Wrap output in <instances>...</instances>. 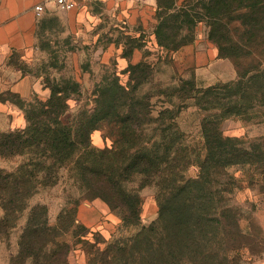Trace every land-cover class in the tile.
<instances>
[{"label":"rangeland","instance_id":"374dc122","mask_svg":"<svg viewBox=\"0 0 264 264\" xmlns=\"http://www.w3.org/2000/svg\"><path fill=\"white\" fill-rule=\"evenodd\" d=\"M176 2L168 20L180 25L174 30V42H186L176 49L158 43L156 28L163 11L152 0H83L70 11L47 12L40 19L35 46L23 52L25 58L18 54L15 62L39 78L49 93L47 84L68 90L65 122L95 109L106 98L103 93L110 96L118 82L125 84L134 100L150 103L151 112L145 117H153L154 122L146 127L145 140L151 141L149 146L159 145L160 151L172 145L184 180L197 177L204 160L206 165L212 163L211 151L227 149L215 147V132L229 140V146L249 151L234 164L224 162L226 154H218L217 168L205 170L203 178L211 185L214 199L225 197L236 209L244 232L260 245L256 252H242L241 263L264 264V0H247L257 4L244 2L219 16L207 9L210 0ZM194 41L196 47L187 48ZM196 48L207 49L210 55ZM139 63L133 71L132 66ZM232 82L218 91L209 89ZM114 132V126L100 123L92 132L93 146L116 150L120 132ZM0 157V168L7 170L16 169L23 160ZM76 158L60 168L57 183L40 187L30 204H45L52 224L61 211L79 204L77 223L82 226L72 228L62 239L72 245L69 264H89L94 232L107 239L137 233L158 217V186L173 177L136 175L124 184L142 202L140 224L128 226L117 210L89 197L80 182ZM145 179L151 182L143 185ZM29 210L20 213L8 234L0 236V264H12L18 253ZM83 225L90 228L88 238L81 234L86 231Z\"/></svg>","mask_w":264,"mask_h":264},{"label":"trees","instance_id":"16d2710c","mask_svg":"<svg viewBox=\"0 0 264 264\" xmlns=\"http://www.w3.org/2000/svg\"><path fill=\"white\" fill-rule=\"evenodd\" d=\"M157 1L163 11L156 28L158 43L164 48L176 49L186 43L174 42V30L180 25L178 21L168 20V11L177 2ZM244 2L247 0H210L206 7L210 14L219 16ZM141 65L132 66V70ZM234 83L217 84L209 89L218 91ZM47 86L51 89L50 96L42 100L36 95L35 102H26L19 94L11 93V99L24 112L26 124L0 132V156L23 158L14 170L0 168V208L3 210L0 236L8 234L16 226L20 213L30 209L12 264H69L72 245L62 238L72 228L82 226L77 223L79 204L61 211L57 222L52 224L48 207L42 203L31 205L30 200L40 187L57 183L60 168L75 156L80 182L89 197L99 198L112 211L117 210L128 226L140 224L142 202L124 184L136 175L173 177L158 186V217L137 233L107 239L100 232H94L89 264H242V252L260 250L256 239L242 229L236 209L226 203L225 197L220 196L219 201L214 199L211 185L203 178L205 170L217 168L218 154H226L224 162L234 164L249 151L229 146L230 141L226 142L215 132V147L227 149L224 153L211 151L212 163L206 165L204 160L197 177L184 180L179 173L180 161L172 155V145L160 151L159 145L149 146L151 141L145 140V129L154 122L153 117H145L151 112L150 103L134 100L136 97L128 93L125 84L118 82L110 96L103 93L106 98L95 109L85 110L73 122L62 119L68 108V90L57 85ZM102 122L114 126L115 134L120 132L116 150L93 146L92 132ZM208 124L204 123L205 129ZM198 159L201 162L200 154ZM149 182L145 179L143 185ZM83 227L86 231L81 234L88 238L90 228Z\"/></svg>","mask_w":264,"mask_h":264},{"label":"crops","instance_id":"0c3cea01","mask_svg":"<svg viewBox=\"0 0 264 264\" xmlns=\"http://www.w3.org/2000/svg\"><path fill=\"white\" fill-rule=\"evenodd\" d=\"M40 1L0 0V132L25 123L24 112L11 99V93L19 94L26 102L32 101L34 95H50L39 78L15 62L18 54L25 58L23 52L32 50L36 44L40 19L36 17L34 7ZM152 3L158 5L157 0ZM194 47L196 41L187 48ZM196 50L210 55L207 49ZM213 55L216 57L215 53Z\"/></svg>","mask_w":264,"mask_h":264},{"label":"built area","instance_id":"2783aa9c","mask_svg":"<svg viewBox=\"0 0 264 264\" xmlns=\"http://www.w3.org/2000/svg\"><path fill=\"white\" fill-rule=\"evenodd\" d=\"M83 0H41L34 7L35 15L38 19L52 10L70 11L80 5ZM85 1V0H84Z\"/></svg>","mask_w":264,"mask_h":264}]
</instances>
